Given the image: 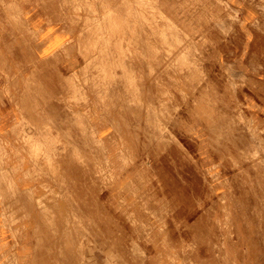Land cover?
Wrapping results in <instances>:
<instances>
[{"label":"crops","instance_id":"0c3cea01","mask_svg":"<svg viewBox=\"0 0 264 264\" xmlns=\"http://www.w3.org/2000/svg\"><path fill=\"white\" fill-rule=\"evenodd\" d=\"M150 1L155 19L157 7L189 40L153 70L156 77L160 75L166 81L165 86L136 64L134 71L139 75L129 76L117 89L124 93L128 83L142 89L144 83L151 88V95L141 92V99L136 101L137 96L126 93L119 100L112 99L110 93L109 101H105L104 106L110 105L123 123L120 131L124 148L130 146L134 152H141L145 105L153 108L161 99L175 102L178 81L185 90L184 101L201 102L210 111L207 115L220 118L214 121L220 127L223 116L234 114V105L244 114H264V0ZM91 5L96 8L97 4ZM88 11L83 5L74 8L73 0H0V251L10 252L13 248L17 264H30L45 237L54 238V249L41 252L43 256L50 254L44 264H62L57 254L62 251L60 247H68V238H73V253L78 255L80 251L83 258L88 252L84 239L88 236H101L100 241L106 236L111 250L126 248L125 238L115 235L129 230L115 226V192L110 185L102 190L100 151L94 145L105 137L110 146L112 141L118 145L119 129L107 125L110 119L98 116L97 109L103 104L94 93L98 89L94 83L86 89L88 100L79 104L80 79L90 74L78 65L81 58L75 37ZM163 20L167 22L163 18L159 22ZM158 50L163 57L169 47ZM115 73L120 71L116 69ZM159 86L162 91L168 90V100L159 96ZM184 110L190 111L188 107ZM26 111L33 115V121L27 119ZM81 113L92 130L84 133L87 141H83L75 123ZM46 128L57 138L54 145L60 147L59 151H49L53 139ZM171 148L170 158L177 160L172 163L179 166L175 146ZM47 154L57 158L63 178L60 182L47 172V166H40ZM84 156L96 158L90 163L83 160ZM45 184L50 189L60 188L56 199L48 201L47 206L62 211L49 221L45 219L43 226L48 224L54 230L41 234L34 197L44 196ZM125 196L129 198L130 194ZM6 223L8 229L3 228Z\"/></svg>","mask_w":264,"mask_h":264},{"label":"rangeland","instance_id":"374dc122","mask_svg":"<svg viewBox=\"0 0 264 264\" xmlns=\"http://www.w3.org/2000/svg\"><path fill=\"white\" fill-rule=\"evenodd\" d=\"M132 1L134 7H138V10L134 8L135 14L138 13V16L142 17L141 12H145L146 16L150 17V22L146 24L148 31L155 29L154 31L163 33L167 40H171L172 45L174 41L175 43L160 57L162 51L158 48L168 46L162 44L159 38L156 39V33L154 37L141 39V42L132 47L121 49L122 44L118 43L115 54L121 58L125 53H130L131 60L134 58L132 67L141 64L147 69L146 75H152L151 78L156 81L160 79V85L165 86L166 81L164 82L160 75L156 77L153 70L156 66L159 67L162 58H169L177 46L188 43L189 39L187 34L181 32L178 25L169 21L157 7L154 10L158 17L155 19L154 7L150 0ZM96 4L102 7L104 5L102 2ZM113 4L118 5V0L112 2ZM96 7L98 8L97 5ZM99 8L96 9L98 12H83L85 17H98L96 20L92 17L91 20L90 16L87 21L84 20L82 30L76 33L75 39L81 58L78 65L80 64L81 68L85 61L82 57L86 52L83 35L92 31L87 25L93 21H103L101 18L104 11ZM92 11L94 13L90 14ZM87 13L89 14L86 15ZM162 18L167 22H159ZM88 20L92 22L89 23ZM108 22L114 23V19H108ZM110 25L119 30L125 27ZM125 28L126 31L129 30ZM81 32L84 34L79 36ZM91 52L97 53L96 50ZM82 69L91 71L86 67ZM110 69H118L120 74L116 75L123 77L119 65H112ZM142 73H145L144 69ZM84 76L78 85L81 91L79 104L88 100L89 93L86 89L90 87L89 84L98 86L93 82V76ZM99 85H107V82L102 79ZM182 85V81L176 83L175 102H163L164 99H161L163 101L153 108L145 105L144 142L141 143L140 153L134 152L130 146L124 148L120 131L122 121L115 117L110 105L104 106L106 102L100 98L97 90L94 91L103 104L101 109H97L98 116L101 115L103 120L110 119L107 125L119 129L120 137L118 145L112 141L110 146L105 136L94 144L100 151L98 167L102 190L104 186L110 185V189L115 192L114 209L118 215L113 219L115 226L126 228L129 233L115 235L121 240L122 237L125 238L126 248L121 250H111L106 244V236L104 241H100L101 236L97 235L85 237L88 252H85L84 258L80 251L78 255L73 253V238H68V247H60L62 251L57 254L62 259V264H264V114H244L234 105L231 108L234 114L223 116L221 119L224 124L220 127L219 122H214L220 118L208 116L210 111L201 102L184 101L186 96ZM158 88L159 96L166 99L168 90L165 88L162 91L160 86ZM144 89L147 96L151 95V88ZM139 92L141 93L142 89L139 88ZM201 105L205 109H202ZM187 107L189 112L184 110ZM140 112L141 110L139 117ZM26 114L28 116L31 113L26 111ZM83 119L84 124L78 119L75 123L81 131V136L83 135L82 139H85L84 133L92 130L88 127V121L84 117ZM84 139L83 141L88 140ZM172 145L178 153L179 166L173 165L174 156L173 159L170 158ZM49 146V151H59L60 147L57 145L55 148ZM95 158L96 156H84L83 160L92 163ZM42 163L47 166V172L52 174L57 182L63 179L60 169L57 170L58 173L49 172V167L58 165L55 156L47 154L40 166ZM42 188L45 189L44 196L38 195L37 199L34 198L38 203V231L45 234L54 230V227L48 224L43 226L45 219L49 221L54 218L56 212L61 214L62 210L47 206L48 201L56 199V192H59L60 188L50 189L48 184ZM127 194H130L129 198H126ZM63 196L65 197V194ZM8 227L7 223L3 226L4 229ZM42 242L45 243L38 245L40 252L33 256L30 264H44L50 254L43 256L42 253L54 249V238L45 237ZM116 243L112 242L114 245ZM9 251H0V264H17L14 249Z\"/></svg>","mask_w":264,"mask_h":264},{"label":"bare ground","instance_id":"6f19581e","mask_svg":"<svg viewBox=\"0 0 264 264\" xmlns=\"http://www.w3.org/2000/svg\"><path fill=\"white\" fill-rule=\"evenodd\" d=\"M73 1H74V8H78V7H81V5H83L85 9L93 10L95 12H98V10L96 11V9L98 8L97 7L95 8L94 6H92L91 5L92 3L102 2L104 4V5L102 4L103 7L101 5L99 6V7H102L100 8V10L102 9L101 11H104V13L102 14L103 16L101 18L103 19V21L101 22L99 20V21L92 22L91 21L92 17L95 19L98 16L96 17L95 15L94 16L89 15V17L91 16L90 21L92 23H90V21L88 20L90 24L87 26L88 28H91L92 31L90 30L87 33V35L86 33L84 34V32H81L79 34V36H82L84 34L83 44H85V49H86V52L83 54V57H82L85 60L84 63L82 64V68L86 67V69L88 68L91 69V71H89V74L93 76V82L98 84L97 93L99 94L100 98H103L104 101H109V98H110L109 95L111 93L112 99H116V100H119L121 97H125L126 95L127 96L133 95L134 97L137 96L136 100L137 99L140 100L141 93L139 92V89L137 90L136 86L134 85L130 86V84L128 83L126 87H124V91H123L124 93H121L117 89L119 85L123 84V82L127 80V78H130L129 76L131 75L136 76L134 74H139L138 72L135 73L134 71L135 67L131 66V63L134 61L133 54H132L133 60H131L130 58L131 54L128 52L125 53L121 58L117 57V55L115 54V49L116 47L118 48L117 46L119 45L118 43L121 42L122 44L121 49H123L124 47L125 48L132 47L134 46L135 43L141 42V39H144L146 37L149 38L150 36L154 37L156 33H158V35L156 36V39L159 38L162 44H166V46L170 47L172 45V41L170 40L171 41L170 42L169 40H167V38L165 37L163 33L154 31L155 29L151 31H148L146 29V24L150 22V17L148 15L146 16L145 12H141V15H143L142 17H139L138 13L135 14L134 8L136 7V5L134 7L132 0H118V5H114V4L112 5V2H114L115 0H73ZM135 2H137V0H135ZM136 8L138 10V7ZM93 11L90 14L94 13ZM88 14L89 13H87L86 15ZM89 17L86 16L85 20L87 21ZM140 18H143V20L141 21ZM108 19L110 20L114 19V23L108 22ZM110 24H116V25L121 26L119 28H122V26H125L129 30L126 31L125 27L122 28V30H119L117 28H112ZM137 28L139 29L140 35L139 34L137 35V32H138ZM102 35H105L106 37L101 38ZM174 43L175 41L173 42L172 46H174ZM93 50H96L97 53L96 54L92 53L91 51ZM163 62H165V59L160 60V64H162ZM112 65H119L122 68L121 70L123 71L122 78H120V76H117L114 70L110 69ZM41 66L42 65H40L39 68H41ZM43 67L44 66H42V68ZM103 72L105 73L101 74ZM148 77L151 78L152 75H148ZM102 79L103 81L105 80L107 82V85H104V86L99 85ZM114 87L115 89H112ZM145 87H149V86H146V84L143 83L142 92H144V94H146L145 89H144ZM69 98H72V97H69ZM44 100L45 102L48 101L49 103V100H46V99ZM27 118L32 120L33 115L29 114ZM76 119L83 121V124H84L82 113L78 114V117ZM38 120L41 122L40 117L38 118ZM47 128H50V127L48 126ZM47 128L45 129V131L48 130L50 133L51 130ZM50 139H53L54 144L55 142H57V138L53 137L52 134L50 135ZM50 145H52L53 148L56 147V145H53V144H50ZM57 166L58 165H52V167H49L50 168L49 170L51 172H55L56 170L60 169Z\"/></svg>","mask_w":264,"mask_h":264}]
</instances>
